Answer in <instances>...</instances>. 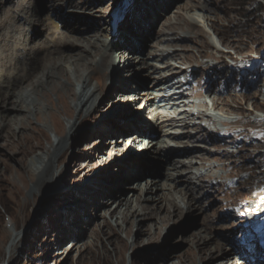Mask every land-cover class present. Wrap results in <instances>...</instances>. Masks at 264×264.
<instances>
[{
	"label": "rangeland",
	"instance_id": "1",
	"mask_svg": "<svg viewBox=\"0 0 264 264\" xmlns=\"http://www.w3.org/2000/svg\"><path fill=\"white\" fill-rule=\"evenodd\" d=\"M74 1V8H70L71 14L73 13V16L75 15L74 17H79L82 21L89 19L97 21L100 19L99 17L104 16L102 13L83 9L82 3H80L83 2V0ZM128 1L129 0H125L123 2L121 5L122 9L126 8ZM216 1L211 0L209 2V4H211L208 7L210 13L206 14L202 12L199 13L200 11L194 12V10L183 9L186 5L196 8L197 3L198 5L201 3L200 5L202 6L203 0H174L172 2L170 0H157V4L161 5L160 10L163 8L162 5L167 6V8L170 7L164 10V12L166 11L165 13H163V11H158L160 13V16L158 15L160 19H158L155 27L150 31L148 38L144 35L143 38L145 40L143 39L144 41L141 42L142 44L138 43L140 48L137 49L139 51H136V53L138 54L140 52V54L136 55L138 59L143 57V61L146 64L145 68H143L141 72H139V70H133L132 72L131 69H126L123 74L121 73L119 80L117 79L114 83V73L118 65L117 52L130 49V46H125L123 49L119 47V50L114 48L115 50L110 53L111 55L109 58L112 65L105 67L106 82L104 88H100L102 95L105 97L107 96V98L99 107L97 113L87 118L85 115L81 117L82 123L72 140L68 142L69 146L64 153L63 161L57 166V171H60L68 164H72L74 160L81 159L83 155L87 156L89 150L98 146L99 139L105 130L109 131L110 129L117 131L116 127L118 125L136 120H140L143 126H146V124L152 126V123H155V120L152 118L153 114H147L151 109L153 110V108H156V112H160L159 114L162 115H166V113L169 112L172 113V116H176L180 113L178 111L181 110V105L172 107L173 103L165 105L168 101H159L162 96L172 95L181 91L190 94L191 89L183 87L180 90L171 89L163 92L159 91L160 88L158 87L149 90L150 87L146 88V85L145 87L142 85L144 89L142 88L141 93L148 95V98L155 97L153 99L154 106L150 108V111L147 110L145 113L143 109L145 104L141 99L137 100L131 91L128 90L134 88L132 86L134 81H129V78L133 77L131 79L135 80L137 75L139 76L138 81L141 79L144 84V80H147L146 83L149 81L151 84L164 76L169 77L174 71L179 70V73H181L186 69L190 71L195 68L197 71L198 67L202 65L201 68H204L207 64L212 67L215 66L216 70L214 69V71H207L205 74L200 71L193 79V83L196 85L201 81L202 84L204 80L208 81V79L215 81L216 95L208 93V95L202 96L203 93H201L199 99H190V102H192L191 104H193V106H191L192 108L182 109L185 111H193V113H213V117L219 114L222 117L228 118L226 120H221V118L215 117L216 120H213L217 126L216 129L221 130L224 134L216 132L214 126L211 123H207V121L195 120V122H197L196 124H201L204 129H207L204 135L196 136L197 130L196 127H193L194 121L185 129L181 127H175V129H170L172 127L166 128L167 131H172L174 133H181L182 131L183 134L189 133L193 136L192 140H185L183 143L175 139L167 140L165 138H160L158 142L154 141L152 144L149 143V140H141L139 143L142 145L143 149H139L138 143L134 145L131 144V139H126L135 135V131H130L122 137L118 135L115 141L119 140L117 147H121L119 148L120 150H125L124 153L121 154L120 152L118 153L115 150H111L112 144L114 143L105 145L106 148L109 149L106 152V156L103 159L100 158L96 164L91 165L87 172L82 174L80 178L76 175V168L79 167L80 169L84 167L86 160L81 159V161H78L75 164L78 165V167L74 165L73 168L69 169V181L67 184L56 183L52 186V190L61 189L59 194L61 201H59L60 204L58 205L61 208L52 203L48 208L44 206L47 201L41 205L43 197L41 199L35 197L34 200L30 198L22 200L21 197L18 198L11 195L9 191L10 187L8 186L10 183L15 182L18 187H21L20 180L15 171L16 165L18 166L19 156L13 153L18 149V138L33 135L39 137L46 145L42 135L36 132V130L41 128L43 129L42 132L50 138L55 137L51 117H47L46 115L45 117L43 115L48 121V128H44L39 122H34L29 126L23 124L20 129L21 134H11L10 138L7 137L6 131V133H4V139H0V174L3 176V179L0 180V264H77L78 253L74 251L69 254V257H66L67 252H65V249L69 250L71 245L75 244L81 246L91 240V234L93 230H96V224L100 221L98 214L105 215L111 227L114 226L115 218L112 220L109 219L108 212L116 208L117 199H140L139 190L144 187L145 181L148 179L161 180L164 174L161 164H153L150 162L148 164L146 161L143 162V167L140 165L141 169H136L135 166L131 165L125 166L122 171H119L115 168V165L109 166L110 158H113L115 154H119L116 158L121 157V155L125 157L126 154L138 155L134 152L136 149L139 151V154H141V152L145 153V151L151 146H154V144H156L155 149H158V147L162 148L161 145H166L164 148L172 147L176 151H178V149L182 150L183 148H188L189 146H200L201 149L204 148V152L194 153L195 155L190 157L180 156L181 158L175 159H177V161L179 160V163L184 165L183 169H187L189 173L191 172L189 178H191L192 182L195 181V183L197 182L195 177H197L199 173L205 171V169L202 170L201 161H207L205 165H211L214 169L211 172H204V180L209 183H216L219 181L220 186L210 190L212 196L210 199H203L198 202V205L203 207V211L200 214L178 213L167 222H160L159 219L167 215L166 212L171 214L173 210L170 196H166L168 199H165V197H162L161 192H157L154 197L156 199H161V201L150 203L141 202L143 206L149 208L148 216L150 215L152 218H155L152 220H159V223L152 224L151 221H138L135 223V227L130 235L127 236L124 231L122 233L119 232L121 239L126 241L129 247L125 253L124 264H128L133 254V251L130 249L132 245L134 250L137 251L135 257L136 264H176V255H183V253L187 251L191 241H194L195 237L193 235H195L197 230L202 226L211 228V236L216 242H222L220 238L225 236L227 241H229L228 246L231 247V249L233 245L236 244L234 243L236 240L244 242L258 238L259 233L249 237H246V235L251 230L248 226L250 217L259 210H264V0ZM5 2L6 0H0L2 10L15 6L14 3L12 6ZM29 2H33V5H35L34 0H29L28 3ZM84 2H90V0H84ZM109 2L110 0L99 1L97 2L98 5H94V7L97 8L100 6L99 8L102 9L101 11L108 12L104 4ZM139 3L142 4L141 0H139ZM191 3L194 4L192 5ZM51 4L47 5L45 1L40 3L39 6L35 5L40 10L39 17L43 19L44 24L41 26L40 30L28 33V42H35V44L44 42L52 32H55L54 26H52L50 22L55 23L59 29L62 26L61 23L55 20L54 15H52V9H50ZM46 5L47 9H44ZM119 7L120 6L113 7V11L109 18H107L108 15H106L105 19L107 22L111 20V22L114 23L115 13L118 15L117 9ZM28 9L31 8L29 5H26L24 11L20 12L19 15L25 16ZM65 12L66 10L62 13L64 17L66 14ZM1 15L2 12L0 17ZM126 16L127 15L117 24V27L122 24L124 26V24L127 23L128 20L125 21L127 18ZM17 17L18 15L15 18ZM71 19L69 20L71 21L70 26L73 25L72 28L75 27L74 31L77 33V36H84L83 32L91 36L94 32L96 25L92 27L88 21L81 23L79 21L76 25ZM23 20L24 19L21 17V20L15 19L14 22L11 21L7 25L10 32L14 33L17 27L20 29L21 26H24ZM210 20L215 22L214 26L217 27L218 33L214 32L211 25L212 22H209ZM82 23L84 25H82ZM142 23L145 22L142 21ZM173 24L174 26L171 27ZM135 26L134 28H136ZM141 26L143 25L141 24ZM117 27L112 30L115 31ZM120 36L118 32L117 37L114 38V42L118 44L121 43L122 46L124 38L123 35ZM6 38L7 31L0 28V48L3 44L7 43ZM167 40H174V42L170 44ZM81 46V44H76L72 49L63 48L64 51L61 49L60 52L65 53V55L76 54L74 51L78 50ZM114 47H116L115 44ZM100 49H102L101 46L99 47V50ZM162 51L175 52L178 54L177 59H152L151 55H154V53L160 54ZM90 56L94 57V55ZM48 60L49 58L47 56L41 54L37 61V66H44L45 62H48ZM35 68V65H33L32 69L34 71L32 74L34 75L37 72ZM174 68H176V70H174ZM144 69L146 71H144ZM156 69L160 72H155ZM38 76L39 75H37V77ZM187 78L188 74L177 78L176 81H184ZM34 79L32 81H34ZM152 80L155 81L152 82ZM91 83L96 85L95 80ZM113 83L115 86L111 90V85ZM34 85L35 82L33 84H31V82L27 84L23 81L21 83L22 87L20 88L23 89V91H30ZM64 85L66 86V84ZM262 85L263 88L260 90ZM75 87L77 88V86ZM119 88L122 89L119 90ZM192 88H195L194 90H201L197 88V86H193ZM14 90L17 91L18 87ZM218 90L220 92L219 94H217ZM1 93L4 94L3 91H1ZM253 96H255V99ZM51 99L55 106V110L50 106L48 108L49 112L55 114V122H59L61 125L66 126V117L60 114L57 109L60 108V102L55 96H52ZM174 102L178 103V101ZM68 103L70 107L73 108L72 102L68 101ZM214 103H217L216 109H214ZM126 110L130 111L126 112ZM5 116L6 123H9L12 117H16L12 112L6 113ZM74 117H76L75 112ZM17 118H21V116L18 115ZM176 118L179 119L180 117L177 116ZM162 119L165 120V118ZM106 121H109L108 124L112 123L113 126L107 125L104 129V125L102 124ZM149 123L151 125H149ZM156 126H154L155 131ZM98 128L100 132L96 134L95 132ZM150 129L152 130V128ZM147 130L148 129L145 128L144 132L147 133ZM107 133L110 134V132ZM110 139V137L106 138L105 141H110ZM198 139H203L209 143L206 144L202 141H198ZM226 142H231V144L226 145ZM176 143H179V146ZM206 151L210 153H206ZM223 151L228 152V157L223 158V160H217V156ZM215 152L221 153L218 154ZM211 154L217 156L213 157L215 155ZM33 157L34 155H30L27 158V162L29 163ZM137 157V161H139L140 157ZM181 164L179 166H182ZM189 165H192L191 169L186 167ZM7 166L11 168V171L10 173L6 172L7 174L4 175L3 171ZM98 170L103 171L104 174L97 182L101 184L104 193H108L105 200L100 201L96 196L87 209L82 205H79L77 209L73 207L65 208L67 205H70L68 202H71L72 199L75 197L79 198L78 195L81 193H86L88 190L86 185L91 187V185L88 184L89 178L97 173ZM208 177H211V180H208ZM136 179L138 180L137 182ZM135 183L139 185L137 189L127 188L128 186L135 187ZM92 190L95 192L97 187L91 188V191ZM201 192H199V194ZM3 195L7 196V198ZM9 200H13L18 206L26 202L30 203L28 214L26 215V222L21 221L22 210L19 207L13 210L10 209L11 204ZM102 203L107 205L101 206ZM214 203L217 204L213 205ZM40 209L44 210V213L38 216V211ZM227 211H230L231 215L233 214L231 216L233 220L230 221V219H228L220 221L218 217L222 216ZM214 212L215 216L217 215V222L213 216ZM67 213L69 214L67 215ZM49 214L55 216L54 227L56 228L47 235L45 232L49 230L43 219ZM72 218H74V220L69 227L64 228L61 226L62 224L66 225L67 221H70ZM237 219H239V221ZM261 220L264 221V212L261 214ZM13 226H16L17 233L22 234L24 239L18 244V251L15 254L12 252L13 255L9 257L7 248L10 245L9 234L12 233L11 230H13ZM28 230L30 232L26 233ZM138 230L145 231L151 235H146L142 241L136 244V234ZM62 235L64 237H62ZM247 250L250 252L252 251L253 258L256 257L255 247L250 250L249 245L247 246ZM62 253L64 254L61 255ZM170 256H173V258L170 259ZM86 258L88 261L85 264H103L101 260L91 255H87ZM220 264L238 263L233 258L230 261L221 262Z\"/></svg>",
	"mask_w": 264,
	"mask_h": 264
},
{
	"label": "bare ground",
	"instance_id": "2",
	"mask_svg": "<svg viewBox=\"0 0 264 264\" xmlns=\"http://www.w3.org/2000/svg\"><path fill=\"white\" fill-rule=\"evenodd\" d=\"M15 1L16 0H6L5 3L13 6V3L15 4ZM28 1L29 0H27L26 4H21V12L24 11V7L26 5H29L31 9H28V11L25 13V16L18 15V17L15 18L21 20L22 17L24 19V26H21L20 29L17 27L14 30V33H12L7 27L11 20L0 21V28L7 31V43L3 44V46H1L0 48V139H4V133H6V131L8 138H10L11 134L15 135L16 133L20 135V129L23 124L29 126L34 122H39V124L43 125L44 128H48V121L43 117V115L51 117V123L54 127L55 137L50 138L48 135L42 132L43 129L38 128L36 132L42 135L43 140L46 142V145L37 136L30 135L24 136L23 138H18V149L13 153L19 156L18 166L16 165L15 171L18 179L20 180L21 187H18L15 182L10 183L8 187H10L9 191L11 195H14L18 198L21 197L22 200H25L26 198L34 200L35 197L41 199L43 197L41 200V205H43V203L47 201L44 206H47L48 208L50 207L51 203L58 206L60 204L59 201H61L59 195L61 189L52 190V186L56 183L67 184V182L69 181V169L73 168L78 161L84 159L86 160L84 167H81L79 169L78 165H75V167H78L76 168V175L80 178L82 174L87 172L91 165L96 164L100 158L103 159L106 156V152L109 149H107L105 145L114 143L112 144L111 150H115L118 153L120 152L121 154L124 153L125 150H120L119 148L121 147H117V145L119 144V140L115 141V138L118 135L122 137L124 134L130 131H135V135L130 136L126 139H131V144L135 145L138 143V148L143 149L142 145L139 143L141 142V140H149V143L152 144L154 141L158 142L160 138H165L167 140L175 139L180 143L185 142V140L193 139V136L189 133L183 134L181 131V134L167 131L166 128L168 127H172L170 129H175V127H181L185 129L191 125V122L194 121L193 127H196V136H202L207 132V129H204L201 124H196L197 122H195V120H201L205 122L207 121V123H211L216 129L217 126L215 122H213L215 117H218L219 119L221 118V120L228 119L222 117L219 114H216L213 117L212 114L209 113H193V111H185L182 109L190 108L191 106H193V104H191L192 102H190V99H199L201 97V93H203L202 96H206L208 95V93L216 95V87L214 84L215 81L208 79V81L204 80L202 84L201 81H199L196 85L193 83V79L200 71L205 74L207 71H214V69L216 68L215 66L212 67L211 65L207 64L204 69L201 68V65L197 68V71L196 68L190 71L186 69L182 71L183 73H179V70L174 71L169 77L164 76L159 80H152V82H155L151 84L149 81L148 83H146L147 80H144V84L142 83L141 79H139L140 81H138L139 76L137 75V77H135L136 81L131 79L133 77L129 78V81H134V83L132 84L134 88H130L128 90L131 91V93L136 97L137 100L141 99L145 104L143 108L145 113L147 110L150 111V108L154 106L153 99L155 97L148 98V95H146L145 93H141L143 86L145 87L146 85V88L150 87L149 90L158 87L160 88L159 91L163 92L165 90L171 89L180 90L183 87H188L189 89H191L190 94H186L181 91L172 95L162 96L159 101H168L165 105H170V103H173L172 107L181 105V110L178 111L180 113L176 116H172V113L169 112L166 113V115H162L159 114L160 112H156V108H153V110L151 109V111L147 114H153L152 118L155 120V123H152V126H148L147 124L146 126H143L141 125L140 120H136L133 122H124L123 125H118L116 127L117 131L110 129L109 131L105 130V132L99 139L98 146L89 150L87 152V156L83 155L81 159H76L72 162V164H68L60 171H57V166L60 165V163L63 161L64 153L69 146L68 142L72 140V138L76 134V131L79 129L82 123L81 117L85 115V117L87 118L90 115L97 113L99 107L107 98V96L105 97L102 95V93L100 92V88H104V84L106 82L105 67L112 65V62H110L109 59L111 55L110 53L115 49L119 50V47L123 49V47L125 46H130V49H125L121 52L116 51L118 56V65L114 73V83L117 79L119 80L121 73L123 74L126 69H131L132 72L133 70H139V72L143 71L142 69L145 68L146 64L143 61V57L141 59H138L137 57V55L140 54V52L138 54L136 53V51H139L137 49L140 48L138 43H141L145 40L143 38L144 35H146V38H148L150 31L155 27L158 19H160V17H158V15L160 14L159 12L163 11V13H165L166 11L164 12V10L169 9L170 6L167 8V6L162 5L163 8L162 10H160L161 5L157 4V0H141L142 4L139 3V0H129L126 4V8L122 9L121 5L125 0H110L109 3L104 4V7H106V10L108 11L105 12L101 11L102 9L99 8L100 6L97 8L94 7V5H98L97 2L103 0H90V2H84L83 0V2H80L82 3L83 9L93 10L94 12L104 14V16L99 17L100 19L97 21H93L91 19L82 21L81 18L74 17L75 15L73 16V13L71 14L70 12V8H74V0H34L35 5L38 6L40 3H43L45 1L47 5H50L52 3L50 6V9H52V15H54V18L58 23L62 24L59 29L55 23L50 22V24L54 26L55 32H52V34L48 38H46L44 42H38L37 44H35V42H28L27 35L30 32L40 30L44 22L43 19L39 17V8L33 5V2L28 3ZM170 1L172 2L174 0ZM210 1L211 0H203L202 6L200 5L201 3L199 5L197 3L196 8L186 5L185 7H183V9L194 10V12L200 11L199 13L202 12L209 14L210 12L208 10V7L211 5L209 4ZM47 5L44 6V9H47ZM114 6H120L117 9L118 16H116V20H114V23L111 22V20L107 22V20L105 19L106 15H108L107 18L110 17ZM64 10H66L65 17L62 15ZM1 12L2 17L5 13V9L2 10V5L0 3V14ZM125 15H127V18L125 20H128L127 23H125L124 26L122 24L117 27V24L125 18ZM70 19L74 21L76 25L79 21L80 23L88 21L90 22L92 27H95L96 25L95 30L91 36L90 34H85V32H83L84 36L79 37L74 31L75 27L72 28L73 25L70 26ZM142 21H144L146 25L145 23H142ZM209 22H212L211 25L214 32L218 33L217 27L214 26L215 22L212 20H210ZM141 24L143 26H141ZM82 25L84 24L82 23ZM134 26L136 28H134ZM173 26L174 24L171 25V27ZM116 27L117 29L113 31ZM118 32L119 36L123 35L124 38L122 46L121 43L118 44L117 42H114V38L117 37ZM167 41L170 44L174 42V40ZM76 44H81L83 46L74 51V53L76 54L65 55V53L60 52V50L63 48L72 49V47ZM114 44L116 47H114ZM100 46L102 47V49L99 50ZM41 54H43V56H47L49 60L48 62H45L44 66L40 67L37 66V61L40 58ZM90 55H94V57ZM177 55L178 54H176L175 52L162 51V53L160 54L154 53V55L151 56L153 60L155 58L164 60L167 58L177 59ZM33 65H35V69L37 70L35 75L32 74L34 71L32 69ZM174 70H176V68H174ZM144 71L146 70L144 69ZM155 72L160 71L156 69ZM186 74H188L187 79H185L184 81H176L177 78ZM37 75L39 76L37 77ZM33 79L34 81H32ZM93 80L96 81V85H93L91 83ZM23 81L27 84H29L30 82L31 84H33L35 82V85L30 91H23V89L20 88L22 87L21 83ZM114 83L111 85V90L115 86ZM64 84H66V86ZM75 86H77V88ZM193 86H197V88H200L201 90H194L195 88H192ZM16 87H18L17 91L19 92L14 90ZM262 88L263 85L261 86L260 90H262ZM120 89L122 88H119V90ZM1 91H3L4 94H2ZM219 93L220 92L218 90L217 94ZM52 96H55L56 99L60 102V108L57 109L60 114L66 117V126L61 125L59 122H55V114L49 112L48 108L50 106L53 110H55V106L51 99ZM253 98L255 99V96H253ZM68 101L72 102L73 108L70 107ZM174 101H178V103H175ZM216 108L217 103H214V109ZM129 111L130 110H126V112ZM9 112H12L14 113V115H16V117H12V119L9 121L10 124L6 123L5 116V114ZM74 112L76 114V117H74ZM18 115H20L21 118H17ZM177 116H179L180 118L177 119ZM162 118H165V120H163ZM108 123L109 121H106L102 124L104 125V129L107 125L113 126L112 123ZM149 125L151 124L149 123ZM154 126H156V131L154 129ZM99 128L96 130V134L100 132ZM145 128L148 129L147 133L144 132ZM150 128H152L153 131ZM107 132H110V134H108ZM216 132L219 133L221 132V130L216 129ZM220 134L224 133L221 132ZM109 137L111 138L110 141H105V139ZM198 141H202L206 144L209 143L204 141L203 139H198ZM176 144L179 146V143ZM229 144H231V142H226V145ZM164 146L161 145L162 148L158 147V149H155L156 144H154V146H151L149 149L146 148L147 150L145 151V153H142L140 151L141 154H139V151L136 149L134 150V152H136L138 155L126 154L125 157L121 155V157L116 158V156H118L119 154H115L113 158H110L109 166L115 165V168H117L119 171H122L123 167L131 165L135 166L136 169H141L140 165L143 167L144 161H146V163L148 164L149 162L153 164L159 163L162 166V171H164V174L162 176L163 179L161 178L162 181L154 179H148L147 181H145L144 187L139 190L140 199L136 198L135 200H131L118 198L116 201V208L108 212L109 219L112 220L113 218H115L114 226L111 227L109 222L106 220L105 215L98 214L100 221L98 224H96V230H93V233L91 234V240L81 246L75 244L71 245V248L69 250L65 249V252H67L66 257H69V254L75 251L78 253L77 264H85L88 261L86 258L87 255H91L92 257L101 260L103 264H124L125 253L129 249V247L126 241L121 239L119 232L122 233L124 231V233H126V235L128 236L132 233V230L135 227V223H137L138 221H151L152 224H158L159 220L160 222H167L171 220V217L175 216L178 213L200 214L203 211V207H200L198 205V202L203 199H210L212 197L210 190H213V188L220 186L219 181H217L216 183H209L204 180V172H211L214 168L211 165H205L207 161H201L202 170L205 169V171L199 173V175L195 177L197 181L195 183V181L192 182L191 178H189V174H191V172L189 173L187 169H183L184 165L179 163V160L177 161V159L175 158H181L180 156L190 157L195 155L194 153L204 152L205 149H201L200 146H192L193 148L189 146L188 148L186 147L182 150H179L177 148L178 151H176L172 147L164 148ZM206 153L210 152L206 151ZM215 153L220 154L221 152ZM227 154V151H223L219 156L215 154L211 155H215L213 157L217 156V160H223V158L228 157L229 154ZM30 155H34V157L28 163L27 158ZM137 156L140 157L139 161H137ZM180 164L182 166H179ZM186 167L188 169H191L192 165ZM10 171L11 168L7 166L4 169L3 174L5 175L7 173H10ZM103 175V171L101 170H98L97 173L93 174L88 181V184H90L91 187L89 185H86L89 193L87 190L86 193L79 194V198L75 197L74 199H72L71 202H68L70 203V205H67L65 208L73 207L74 209H77L79 205H82L87 209L92 204L94 197L96 196L100 201L105 200L108 193H104L101 184L97 182ZM2 179L3 176L0 174V180ZM208 180H211V177H208ZM137 181L138 180L136 179V182ZM135 184V187L128 186L127 188L137 189L139 185L137 183ZM93 187H97V190L95 192L93 190L91 191V188ZM157 192H161L162 197H165V199H168V197L166 198V196L171 197L170 201L173 210L171 214L169 212H166L167 215H165L162 219L152 220L155 218H152L150 215L148 216L149 208L143 206L141 202L150 203L161 201V199H156L154 197L155 193ZM199 192L201 193L199 194ZM4 197L7 198V196ZM9 203L11 204V210L18 207L22 210L21 221L26 222V215L28 214L30 203L26 202L21 206H18L17 203L13 200H9ZM216 204L217 203H214L213 205ZM105 205L107 204H101V206ZM58 207L61 208L60 206ZM41 209L38 211V216L44 213V210ZM68 214L69 213H67V215ZM232 215L230 211H227L218 218L220 219V221L228 219L232 221ZM213 216L215 217V221L217 222V215L215 216V212L213 213ZM73 220L74 218H72L70 221H67L66 225L62 224L61 226L67 228L72 224ZM237 220L239 221V219ZM43 221L45 222L49 230L48 232H45V234L48 235L56 228L54 227L55 216L49 214L43 219ZM210 229L211 228L202 226L197 230L196 234L193 235L195 237L194 241H191V244L188 246L187 251L183 253V255H176V264H220L221 262L230 261L233 258L238 264H264V249L259 250L258 248L257 251H255V254H257V256L254 258L252 257V253L247 250V246L251 244L255 245V240L244 242L236 240L234 242L236 244H234L231 249V247L228 246L229 241H227V238H225V236L220 238V241L222 242H216L215 240H213ZM16 230V226H13V230H11L12 233L9 234L10 245L7 248L9 257L13 255L12 252H14L15 254L18 251V244L24 239V236H22V234L20 233H17ZM29 232V230L26 231V233ZM146 235L151 234H148L147 232L142 230H138L136 234V244L139 243V241H142V239L145 238ZM62 237L64 236L62 235ZM130 249L133 251V254L131 255L128 264H136L135 257L137 251L134 250L133 245L130 247ZM63 254L64 253H62L61 255ZM169 258L172 259L173 256H170Z\"/></svg>",
	"mask_w": 264,
	"mask_h": 264
},
{
	"label": "clouds",
	"instance_id": "3",
	"mask_svg": "<svg viewBox=\"0 0 264 264\" xmlns=\"http://www.w3.org/2000/svg\"><path fill=\"white\" fill-rule=\"evenodd\" d=\"M27 0H16L15 6L10 7L5 10V13L2 17H0V21L11 20L15 21V17L21 12V4H26Z\"/></svg>",
	"mask_w": 264,
	"mask_h": 264
}]
</instances>
